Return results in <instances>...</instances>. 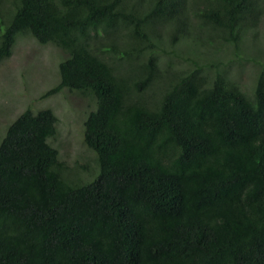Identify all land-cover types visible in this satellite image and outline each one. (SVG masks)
<instances>
[{"label":"trees","instance_id":"16d2710c","mask_svg":"<svg viewBox=\"0 0 264 264\" xmlns=\"http://www.w3.org/2000/svg\"><path fill=\"white\" fill-rule=\"evenodd\" d=\"M261 19L264 0H0V62L22 35L65 54L45 96H92L99 167L83 180L61 160L51 108L18 115L0 142V264H264V65L250 94L230 74ZM180 43L192 65L162 67Z\"/></svg>","mask_w":264,"mask_h":264},{"label":"rangeland","instance_id":"374dc122","mask_svg":"<svg viewBox=\"0 0 264 264\" xmlns=\"http://www.w3.org/2000/svg\"><path fill=\"white\" fill-rule=\"evenodd\" d=\"M11 7L10 1H4V10ZM189 16L192 17V14ZM239 45L240 54L246 59L239 65L235 64L230 74L250 94L254 72L260 65H264V19L245 35ZM193 47L196 48V44L190 43L189 49ZM162 48L166 49L165 53L160 52L162 67L171 61L177 62L182 68L192 65L189 60L193 55L189 53L186 43L176 46L177 54L168 53L170 48L167 45ZM230 49L233 51L234 46H227L228 52ZM228 52L222 53L219 50L214 55L207 53V58L228 57ZM178 53L183 54L186 59L181 60ZM64 57L65 54L54 45L40 44L31 35L18 37L11 56L0 62V142L8 126L27 107L33 112L51 108L59 118L58 133L50 140L51 144L57 148L61 160L75 168V171L79 170L81 179L90 180L98 173L99 167L97 165L96 168L95 154L85 145L83 134L84 122L90 110L94 109L95 101L90 95L69 92L66 89L45 96L60 81L58 64ZM87 162L89 166L85 170L83 164Z\"/></svg>","mask_w":264,"mask_h":264}]
</instances>
